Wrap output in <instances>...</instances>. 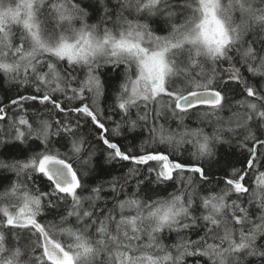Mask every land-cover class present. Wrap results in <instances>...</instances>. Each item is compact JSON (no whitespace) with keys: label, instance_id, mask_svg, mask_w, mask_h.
Instances as JSON below:
<instances>
[{"label":"snow or ice","instance_id":"6c2138e0","mask_svg":"<svg viewBox=\"0 0 264 264\" xmlns=\"http://www.w3.org/2000/svg\"><path fill=\"white\" fill-rule=\"evenodd\" d=\"M0 264H264V0H0Z\"/></svg>","mask_w":264,"mask_h":264},{"label":"trees","instance_id":"16d2710c","mask_svg":"<svg viewBox=\"0 0 264 264\" xmlns=\"http://www.w3.org/2000/svg\"><path fill=\"white\" fill-rule=\"evenodd\" d=\"M224 115L227 116V113H225ZM239 151H240L239 149L236 150V154L232 156L233 160L239 159ZM237 166H239V165H237Z\"/></svg>","mask_w":264,"mask_h":264}]
</instances>
